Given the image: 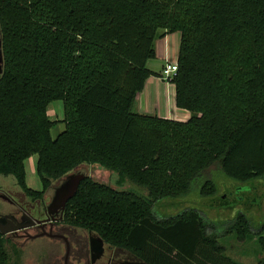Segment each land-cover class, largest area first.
Segmentation results:
<instances>
[{"label":"trees","instance_id":"trees-1","mask_svg":"<svg viewBox=\"0 0 264 264\" xmlns=\"http://www.w3.org/2000/svg\"><path fill=\"white\" fill-rule=\"evenodd\" d=\"M176 33L169 82L190 119L133 112L146 81L160 77L147 67L156 40ZM0 42V175L42 201L79 167L101 168L147 196L87 176L63 224L144 264H238L198 212L159 220L153 207L186 196L214 165L243 184L264 177V0H0ZM57 101L65 129L53 140L47 106ZM34 155L40 192L26 185ZM227 230L264 252V226L253 233L240 214ZM8 245L0 235V264H17Z\"/></svg>","mask_w":264,"mask_h":264},{"label":"rangeland","instance_id":"rangeland-1","mask_svg":"<svg viewBox=\"0 0 264 264\" xmlns=\"http://www.w3.org/2000/svg\"><path fill=\"white\" fill-rule=\"evenodd\" d=\"M148 68L153 69V61H150ZM162 74V73H161ZM138 101L134 105L133 112L138 113ZM47 115L51 121L56 122L52 127L50 135L55 140L61 134L65 125L63 122V104L60 101L52 102L47 106ZM37 155L32 156L25 163L27 174L26 185L29 189L40 192L42 187L36 175ZM83 173L91 177L96 182L111 186L119 191H128L138 196H147V192L129 182H126L121 187L116 185L117 176L111 172L105 171L101 168H94L91 166H81L71 174L60 179L53 184V187L59 185L60 181L67 180L68 176ZM212 183L215 186V193L208 197H203L201 188L206 183ZM243 189L238 191L239 189ZM233 193V195H229ZM53 192H49L44 196L42 201H32L19 188L17 181L12 176L0 175V215L12 214L16 207L4 200V197L9 201L21 205L25 210H32L41 212L47 209L51 202ZM237 197V198H236ZM172 205L165 202L163 204L154 205V216L159 220H163L167 216H176L186 210H193L198 212L207 223L216 226V234L218 244L224 248V256L238 264H258L264 261V252L258 248L255 240L244 242L236 238L234 232H226L237 213H242L249 220L253 233H258L264 226V177L252 180L246 184L240 183L236 180L226 177L219 166L214 165L198 177L193 183L190 192L180 198L171 202ZM39 206V207H38ZM62 228V227H60ZM57 230V228H56ZM63 230V229H62ZM228 231V230H227ZM63 233L66 234L71 244V252L81 244L86 250L88 244V233L80 229L65 228ZM31 235L38 234L34 230L30 231ZM11 245H8V251L12 262L17 264H64L65 245L62 240L51 239L48 237H39L37 239H28L26 237L13 238L8 236ZM80 241L77 245L76 241ZM13 248L19 254L14 253ZM105 251L108 256L113 252L116 262L135 261L136 259L128 253L105 246ZM107 258V257H106ZM73 263H72V262ZM69 261V264H84L76 263L74 260ZM102 260L99 264H104Z\"/></svg>","mask_w":264,"mask_h":264},{"label":"crops","instance_id":"crops-1","mask_svg":"<svg viewBox=\"0 0 264 264\" xmlns=\"http://www.w3.org/2000/svg\"><path fill=\"white\" fill-rule=\"evenodd\" d=\"M179 43L180 35L177 33L156 40V58L151 60L154 67L148 69L160 77H150L146 81L145 88L137 100L139 114L155 115L160 119L177 122H187L190 119L188 111L176 107L175 87L164 81L161 74L167 64L177 63ZM149 63L150 61L147 67Z\"/></svg>","mask_w":264,"mask_h":264},{"label":"flooded vegetation","instance_id":"flooded-vegetation-1","mask_svg":"<svg viewBox=\"0 0 264 264\" xmlns=\"http://www.w3.org/2000/svg\"><path fill=\"white\" fill-rule=\"evenodd\" d=\"M229 195L232 196L233 193H230ZM4 200H6L7 202H9L10 204H12L13 206L16 207V210L12 214H9V216H13L15 219H17L18 223H20L22 219H24V221H26L27 218H30L33 221H38V222H42V224H45V225H43V227L42 226H35V227L29 228L26 230L19 231L16 234L8 235V236L13 237V238L26 237L28 239H37L39 237H48L51 239L62 240L64 242V245H65V239H66V241L69 244V254H68L67 264H69V261H71V260H74V262H76V263H80V262L83 263V261H85L84 264H91V256H96L95 255L96 254V246L94 243L91 244L92 242L90 240L91 239L90 235L93 236L92 240H95V238L99 239V237H97L94 234L88 233V244L86 246V250L83 248V246L80 244V241L78 240V241H76L77 242L76 244L77 245L80 244V245L75 249V252H71L72 249H71L70 245L73 244V246H74L75 244L73 241H69L66 234L63 233L62 231L65 228H70V229H73V228L68 227L67 225L63 224L62 219L61 220L56 219V217H57L56 214L53 215L55 218L51 217L49 215L47 209H45L42 212L40 210H38L34 214V213H32V210L23 209L20 204L14 202L13 200L9 201V199L6 197H4ZM36 202H38V201H36ZM240 214L243 215L242 213H237V215H240ZM62 217H63V214H62ZM60 227H62V228H60ZM56 228H57V230H56ZM31 230H34V232L35 233L37 232L38 234L31 235L30 234ZM8 236H6V237H8ZM49 236H54V237H49ZM105 246L106 245L104 244L101 257H99V259L94 264H99L102 260H105L104 264H125L126 262H130V261L116 262L115 256L113 255V252L109 253L107 256L106 251H105ZM65 254H66V245H65ZM64 264H65V256H64Z\"/></svg>","mask_w":264,"mask_h":264},{"label":"water","instance_id":"water-1","mask_svg":"<svg viewBox=\"0 0 264 264\" xmlns=\"http://www.w3.org/2000/svg\"><path fill=\"white\" fill-rule=\"evenodd\" d=\"M2 52H1V42H0V74L2 72ZM87 177V175L83 173L71 175L67 177V180L65 181H60L59 185L56 187H51L46 195L49 192H53V195L51 197V202L47 206V211L49 215L53 218H55L53 215H57L56 219L61 220L62 219V214L63 211L66 207L67 202L74 197L76 194L80 182ZM243 190L242 188L239 189L238 191ZM45 224H42V222L38 221H33L30 218H27L26 221L24 219L21 220L20 223L17 222V219H15L13 216L9 215H3L0 216V235L6 237L8 235L16 234L19 231L26 230L35 226H42ZM91 236V244H95L96 246V256H91V264H94L99 257H101L102 250L104 247V242L99 238L93 239V236ZM49 237H54V236H49ZM65 245H66V254H65V264H67L68 260V254H69V244L65 239ZM92 248V247H91ZM125 264H144L143 262L140 261H130L126 262Z\"/></svg>","mask_w":264,"mask_h":264},{"label":"built area","instance_id":"built-area-1","mask_svg":"<svg viewBox=\"0 0 264 264\" xmlns=\"http://www.w3.org/2000/svg\"><path fill=\"white\" fill-rule=\"evenodd\" d=\"M177 72V63L167 64L162 70V79L164 81H170Z\"/></svg>","mask_w":264,"mask_h":264}]
</instances>
